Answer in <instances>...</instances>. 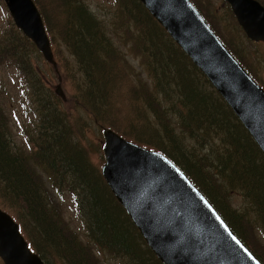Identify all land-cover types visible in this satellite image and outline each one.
<instances>
[{
	"label": "trees",
	"instance_id": "1",
	"mask_svg": "<svg viewBox=\"0 0 264 264\" xmlns=\"http://www.w3.org/2000/svg\"><path fill=\"white\" fill-rule=\"evenodd\" d=\"M259 1L264 5V0ZM35 2L52 36L43 5L39 0ZM192 2L216 31L213 17L206 13L204 6L197 0ZM49 3L65 13L66 22L60 35L77 58L83 75L86 92L73 101L72 107L89 106L94 122L105 121L109 109L106 107L114 103L110 101L111 89L123 76L121 67L125 60L112 46L105 21L98 19L85 5L73 0H50ZM224 3L235 19L230 5ZM120 6L125 7L127 15L131 6L128 18L140 31L135 38V50L142 55L153 81V90L139 86L134 96L145 99L149 105L162 134L157 138L161 142L141 134L134 123L124 126L125 133L116 131L168 156L264 264L262 254L249 244L247 232L250 227L264 232L263 152L188 55L175 43H159L156 37L160 34L170 36L143 3L122 0ZM14 28L11 34L6 32L0 37V65L6 60L12 61L30 85L39 118L31 151L24 152L14 144L0 100L1 207L15 217L30 246L46 264H101L96 256V249L100 248H106L127 264H163L91 163L81 141L84 134L76 129L73 112L62 110L59 102L63 99L44 86L28 49L34 47V43L15 25ZM216 33L221 37L218 30ZM146 39L152 43H145ZM224 43L261 83L248 60L228 41ZM74 84L82 89L81 80ZM65 190L75 199L87 230V241L65 220L58 201ZM237 193L253 209L251 216L233 207L230 199Z\"/></svg>",
	"mask_w": 264,
	"mask_h": 264
},
{
	"label": "water",
	"instance_id": "2",
	"mask_svg": "<svg viewBox=\"0 0 264 264\" xmlns=\"http://www.w3.org/2000/svg\"><path fill=\"white\" fill-rule=\"evenodd\" d=\"M140 1L209 79L264 154V88L228 50L191 0ZM226 1L246 35L264 42V5L258 0ZM5 3L16 25L58 71L34 0ZM55 91L66 101L61 83ZM103 136L102 175L164 264H263L168 156L111 128H105ZM0 258L4 264H46L30 247L13 215L1 207Z\"/></svg>",
	"mask_w": 264,
	"mask_h": 264
},
{
	"label": "rangeland",
	"instance_id": "3",
	"mask_svg": "<svg viewBox=\"0 0 264 264\" xmlns=\"http://www.w3.org/2000/svg\"><path fill=\"white\" fill-rule=\"evenodd\" d=\"M39 1L43 5V11L48 16V21L51 25L52 43L55 59L58 63V71L55 70L51 63L45 60L35 45L34 47H28L32 56L33 66L41 74L44 86L50 91L55 92L57 85L61 83L67 100L59 102L60 108L67 113L73 112L72 117L75 118L76 129L84 134L81 139L82 144L87 149L91 163L101 173V168L105 161L103 153V130L105 128L118 129L125 133L124 126L134 123L137 125L135 128L141 134L150 137L153 141L162 135L157 128L156 121L153 119L155 117L149 110V105L146 104V100L141 97L136 99L134 96L139 86L153 90V81L142 55L135 50V38L139 36L140 31L136 29L134 21H130L128 18L131 6L128 7L127 15L124 12L125 7L120 6L122 0H117V2L116 0H73L85 5L93 15L105 21L106 32L112 38V46L117 48L118 55L125 60L121 67L123 76L118 78V85H114L111 89L110 101L114 103L106 107V109L109 108L105 113L108 119L105 121L102 119L96 123L92 120L94 118L93 115L90 114L91 107H72L73 101L84 94L86 90L79 62L60 35V30L65 26L64 23L66 22L65 13L63 10L54 9L49 3L50 0ZM197 1L200 6H204L206 13L213 17L214 26L217 28L222 40L228 41L236 52H240L248 60L263 85L264 44L252 42L244 35L236 18L232 17L233 15L226 7L225 0ZM14 25L15 23L5 1L0 0V37L6 32L11 34L13 29H15ZM146 34L154 35V33ZM156 39H160L159 43H175L174 40V42L172 41V37L166 36L165 33L164 35L160 34ZM145 43H152V40L146 39ZM175 46L179 48L176 43ZM175 56L177 58L179 54ZM4 62L0 65V100L8 117L15 146L23 149L24 152L25 150L30 152V144L33 141L35 126L39 118L38 105L34 102L30 85L14 68L13 62L10 60ZM113 66L115 67L116 64H113ZM151 75L154 76V73H151ZM59 77L61 81H59ZM78 80H81L82 89H78L77 84H74V81ZM155 142H161V139H157ZM58 201L70 228L75 230L84 241H87V230L73 195L65 190L62 192V197H58ZM230 201L233 207L246 211L250 216L252 215L253 209L247 205L240 194H233ZM247 232L249 233V244L264 257V232L257 229V227H250ZM99 250L96 249V256L101 264H127L126 261H122L121 258L115 257L108 252L106 248H100ZM0 264H4L1 258Z\"/></svg>",
	"mask_w": 264,
	"mask_h": 264
},
{
	"label": "flooded vegetation",
	"instance_id": "4",
	"mask_svg": "<svg viewBox=\"0 0 264 264\" xmlns=\"http://www.w3.org/2000/svg\"><path fill=\"white\" fill-rule=\"evenodd\" d=\"M261 2V1H260Z\"/></svg>",
	"mask_w": 264,
	"mask_h": 264
}]
</instances>
